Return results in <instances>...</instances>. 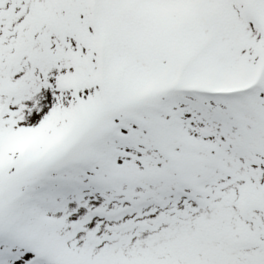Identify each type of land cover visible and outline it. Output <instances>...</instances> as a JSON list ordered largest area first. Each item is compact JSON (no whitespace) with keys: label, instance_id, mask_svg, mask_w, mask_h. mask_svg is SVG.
<instances>
[{"label":"snow or ice","instance_id":"obj_1","mask_svg":"<svg viewBox=\"0 0 264 264\" xmlns=\"http://www.w3.org/2000/svg\"><path fill=\"white\" fill-rule=\"evenodd\" d=\"M0 264H264V0H0Z\"/></svg>","mask_w":264,"mask_h":264}]
</instances>
